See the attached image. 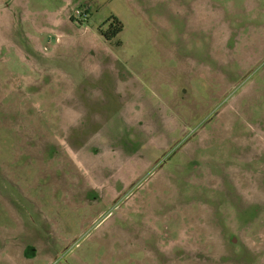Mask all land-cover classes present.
Segmentation results:
<instances>
[{
	"label": "rangeland",
	"instance_id": "1",
	"mask_svg": "<svg viewBox=\"0 0 264 264\" xmlns=\"http://www.w3.org/2000/svg\"><path fill=\"white\" fill-rule=\"evenodd\" d=\"M0 264H264V0H0Z\"/></svg>",
	"mask_w": 264,
	"mask_h": 264
},
{
	"label": "trees",
	"instance_id": "2",
	"mask_svg": "<svg viewBox=\"0 0 264 264\" xmlns=\"http://www.w3.org/2000/svg\"><path fill=\"white\" fill-rule=\"evenodd\" d=\"M115 22L114 24H111V26H115L113 27V29L111 31H106V32H102L103 35L107 38V40H112L114 39L119 33L122 32L123 30V26H122V22L120 21V19H118L117 17H113ZM117 23V25H116Z\"/></svg>",
	"mask_w": 264,
	"mask_h": 264
},
{
	"label": "built area",
	"instance_id": "3",
	"mask_svg": "<svg viewBox=\"0 0 264 264\" xmlns=\"http://www.w3.org/2000/svg\"><path fill=\"white\" fill-rule=\"evenodd\" d=\"M79 17L80 16H84V12L82 13L81 11H78V14H77Z\"/></svg>",
	"mask_w": 264,
	"mask_h": 264
}]
</instances>
